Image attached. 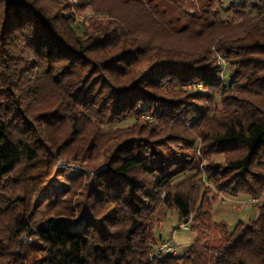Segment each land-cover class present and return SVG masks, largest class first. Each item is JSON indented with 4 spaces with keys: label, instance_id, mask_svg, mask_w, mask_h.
<instances>
[{
    "label": "trees",
    "instance_id": "obj_1",
    "mask_svg": "<svg viewBox=\"0 0 264 264\" xmlns=\"http://www.w3.org/2000/svg\"><path fill=\"white\" fill-rule=\"evenodd\" d=\"M102 157L86 213L34 224ZM262 193L264 0H0V264H264V199L211 215ZM159 207L181 254L156 251Z\"/></svg>",
    "mask_w": 264,
    "mask_h": 264
},
{
    "label": "rangeland",
    "instance_id": "obj_2",
    "mask_svg": "<svg viewBox=\"0 0 264 264\" xmlns=\"http://www.w3.org/2000/svg\"><path fill=\"white\" fill-rule=\"evenodd\" d=\"M103 159L104 157L93 165L87 164L82 169L70 170L66 168L57 188L46 197L40 207L34 224H37L39 220L43 224L52 220L69 221L72 213L75 219L86 213L84 194L91 181L89 174L92 172V168L96 164H100ZM247 200L225 199L222 203L215 204L212 209L213 218L218 222L225 220L229 229H232L239 220L243 222L253 220L257 216V210L255 205L245 204ZM238 207L240 210L236 212ZM206 208L204 206V210ZM157 210V218L153 215L154 219L161 223L160 228L157 229V235L164 239L171 238L177 249V254H181L194 241L195 234L189 229H177L179 223H177V216L174 212L167 211L164 207L159 212Z\"/></svg>",
    "mask_w": 264,
    "mask_h": 264
},
{
    "label": "built area",
    "instance_id": "obj_3",
    "mask_svg": "<svg viewBox=\"0 0 264 264\" xmlns=\"http://www.w3.org/2000/svg\"><path fill=\"white\" fill-rule=\"evenodd\" d=\"M218 61L221 64H224V60L221 58H218ZM261 199H264V193L260 194L259 196H255V197H251L249 198L245 204H248L250 206L252 205H256ZM162 207H159V209L157 210V212H159L161 210ZM154 216L157 218L158 215H156V212L154 213ZM188 225L189 223L186 222H182L178 224L177 229L179 230H187L188 229ZM156 251L160 254H165V255H176L177 254V249L174 247L172 239H167V240H160L158 242Z\"/></svg>",
    "mask_w": 264,
    "mask_h": 264
},
{
    "label": "crops",
    "instance_id": "obj_4",
    "mask_svg": "<svg viewBox=\"0 0 264 264\" xmlns=\"http://www.w3.org/2000/svg\"><path fill=\"white\" fill-rule=\"evenodd\" d=\"M239 210H240V207H238V208L236 209V212H238ZM211 215H212V218H213V211L211 212ZM213 221L218 222V221L215 220L214 218H213ZM239 221H241V220H239ZM220 222H223V223L227 224V222H226L225 220H222V221H220ZM227 225H228V224H227ZM161 239H162V240H167L168 238L164 239L163 237H161Z\"/></svg>",
    "mask_w": 264,
    "mask_h": 264
}]
</instances>
